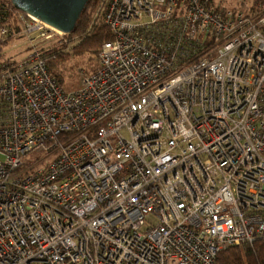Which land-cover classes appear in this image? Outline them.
Here are the masks:
<instances>
[{"label": "built area", "instance_id": "obj_1", "mask_svg": "<svg viewBox=\"0 0 264 264\" xmlns=\"http://www.w3.org/2000/svg\"><path fill=\"white\" fill-rule=\"evenodd\" d=\"M103 6L76 89L36 48L0 71V264H216L263 240L264 3Z\"/></svg>", "mask_w": 264, "mask_h": 264}, {"label": "trees", "instance_id": "obj_2", "mask_svg": "<svg viewBox=\"0 0 264 264\" xmlns=\"http://www.w3.org/2000/svg\"><path fill=\"white\" fill-rule=\"evenodd\" d=\"M254 3H264V0H251ZM104 0H88L82 10L71 34L64 36L67 41L66 46L58 47L59 44L51 45L41 49L44 56L47 57V72L59 85H63L65 76L69 73L66 66L68 58L64 52V48L71 46L74 54L77 52L79 56L86 55L87 60L84 62L88 71H95L98 65L97 52L104 42L112 39L111 32L106 24L102 21V9ZM8 4L10 16L16 12L11 7L8 0H3L0 9V21L6 22V14L3 12L4 4ZM10 29V28H9ZM76 40V41H75ZM61 46V45H60ZM77 56L75 57H78ZM94 60L96 63L91 61ZM216 264H264V239L257 240L252 244L240 247H229L217 254Z\"/></svg>", "mask_w": 264, "mask_h": 264}, {"label": "rangeland", "instance_id": "obj_3", "mask_svg": "<svg viewBox=\"0 0 264 264\" xmlns=\"http://www.w3.org/2000/svg\"><path fill=\"white\" fill-rule=\"evenodd\" d=\"M2 1L3 0H0V3ZM0 27L7 28L4 35H1L0 32V71L4 64H15L16 62L28 57L34 48L38 50L44 48L45 50V47L57 44L55 42H46L41 39L31 40V36L22 32L21 23H19L18 19L14 16L9 17L6 22H4V20L0 21ZM62 46L66 45L59 44L58 47L53 48L56 50ZM72 49L73 48L71 46L64 48V52L68 58L66 66L70 69L69 73L64 78L62 86L68 91L74 90L78 87L77 69H84L85 66H87L84 63L87 60V56H79L77 52L74 54V50ZM77 54L78 57H75ZM92 62L96 63V61L92 60L91 63L88 64H92Z\"/></svg>", "mask_w": 264, "mask_h": 264}, {"label": "water", "instance_id": "obj_4", "mask_svg": "<svg viewBox=\"0 0 264 264\" xmlns=\"http://www.w3.org/2000/svg\"><path fill=\"white\" fill-rule=\"evenodd\" d=\"M88 0H9L18 12L69 35Z\"/></svg>", "mask_w": 264, "mask_h": 264}]
</instances>
